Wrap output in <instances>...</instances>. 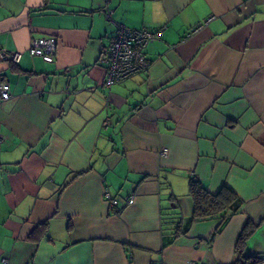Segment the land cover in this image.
Returning a JSON list of instances; mask_svg holds the SVG:
<instances>
[{
	"label": "crops",
	"instance_id": "obj_1",
	"mask_svg": "<svg viewBox=\"0 0 264 264\" xmlns=\"http://www.w3.org/2000/svg\"><path fill=\"white\" fill-rule=\"evenodd\" d=\"M115 23L162 35L107 87ZM2 47L22 56L0 60V264H231L247 220L264 264V0H0ZM192 180L243 205L171 240Z\"/></svg>",
	"mask_w": 264,
	"mask_h": 264
},
{
	"label": "built area",
	"instance_id": "obj_2",
	"mask_svg": "<svg viewBox=\"0 0 264 264\" xmlns=\"http://www.w3.org/2000/svg\"><path fill=\"white\" fill-rule=\"evenodd\" d=\"M213 18V15L205 18L201 25L207 24ZM161 35V28L156 30L135 29L115 23V33L103 49L100 58V61L106 65L103 84L110 87L112 84L123 81L137 73L147 71L150 61L145 55V48L149 44L160 40ZM56 46L57 40L53 36L34 37L31 38L27 51L31 56H38L45 62H52L55 57ZM21 56L22 51L0 48V60L18 63ZM10 97V86L6 81H2L0 83V100H8ZM160 153L166 155L167 148H163ZM104 196L109 205L114 206L118 203V199L112 197L108 191H105ZM133 198L132 195L124 197V204L133 203ZM3 262L7 263V260L3 259ZM188 264L198 263L189 262Z\"/></svg>",
	"mask_w": 264,
	"mask_h": 264
},
{
	"label": "trees",
	"instance_id": "obj_3",
	"mask_svg": "<svg viewBox=\"0 0 264 264\" xmlns=\"http://www.w3.org/2000/svg\"><path fill=\"white\" fill-rule=\"evenodd\" d=\"M188 194L193 202V211L189 220L184 224L178 220L173 226L171 240L186 234L190 223L205 219L222 216L228 218L240 211L243 201L237 194L226 186H221L216 192L208 191L200 182L192 180L188 185ZM256 225L247 220L240 230L235 243L237 256L231 264H258L260 259L257 257H243L242 252L246 241L255 232Z\"/></svg>",
	"mask_w": 264,
	"mask_h": 264
}]
</instances>
